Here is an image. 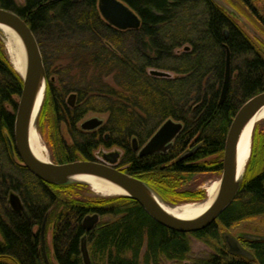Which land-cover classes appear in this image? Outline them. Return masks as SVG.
<instances>
[{
    "label": "trees",
    "instance_id": "obj_1",
    "mask_svg": "<svg viewBox=\"0 0 264 264\" xmlns=\"http://www.w3.org/2000/svg\"><path fill=\"white\" fill-rule=\"evenodd\" d=\"M123 1L139 15L138 27L123 30L108 23L98 0H0V6L28 23L41 49L48 80L43 105L50 99L72 140L52 146L57 162L95 159L99 146H117L123 149L118 166L167 201L200 199L203 190L180 187L197 173L222 168L233 118L248 99L264 91V52L234 13L215 0ZM239 1L264 28V7L254 0ZM228 49L232 75L220 102ZM56 59L65 62L57 70L61 86L51 78ZM152 69L174 75L157 76ZM22 89L23 79L0 37V264H46L41 245L45 217V237L53 230L51 243L46 239L51 264H84V235L92 264H162L165 259L264 264V238L241 237L252 258L229 253L222 238L224 229L247 218L257 217L264 226V160L254 158L256 132L248 174L233 201L211 225L182 232L152 218L130 196L84 195L75 191L83 188L81 182L55 184L32 173L10 139L14 142L16 99ZM68 92L76 95L73 105L65 100ZM88 112L108 117L105 122L98 117L102 122L95 128H84L81 120ZM169 118L183 124L172 145L139 155L134 139L144 145ZM210 156L214 158L206 160ZM12 193L22 201L20 212L10 204ZM95 213L112 218L85 229L84 219ZM192 237L212 245L213 252L191 258Z\"/></svg>",
    "mask_w": 264,
    "mask_h": 264
},
{
    "label": "water",
    "instance_id": "obj_2",
    "mask_svg": "<svg viewBox=\"0 0 264 264\" xmlns=\"http://www.w3.org/2000/svg\"><path fill=\"white\" fill-rule=\"evenodd\" d=\"M215 2L228 12L238 15L235 9L225 0H215ZM98 8L103 18L119 29L136 28L140 25L141 19L139 15L123 0H98ZM0 21L10 24L16 29L23 41L24 50L27 53L28 67L26 74L23 75L17 70L23 79V89L15 114L14 144L22 162L37 177L55 184L69 183L70 180L68 179V175L77 172H89L106 177L118 183L128 191V193L120 195L134 198L152 218L171 229L182 232H195L211 225L216 221L220 213L233 201L240 188L241 182V180L237 181L235 171V149L237 139L245 119L264 104V91L248 99L232 120L224 146L221 188L217 200L199 218L193 220L180 219L168 214L151 198L145 190V185L148 186L146 182L117 167V160L119 157L118 151L106 153L104 154V158L100 160L85 158L61 163L54 161L44 162L33 155L28 144L27 128L33 95L42 72L46 78L43 58L32 29L17 12L0 6ZM225 33L228 34L227 31ZM151 73L163 77L170 76V73L165 70L152 69ZM230 79V53L228 51L220 102H223L227 95ZM75 96V93H71L67 102L73 105ZM101 122V119L94 116L85 120L82 123V127L89 129L95 128L100 125ZM182 127V122L171 118L167 119L159 126L150 139L139 148V155L166 151L171 146L172 141L181 131ZM133 143L136 148L137 143L135 139ZM10 204L15 211L20 212L23 209V204L19 196L15 193L10 195ZM98 221L99 215L95 213L87 216L83 221V225L85 229L90 230ZM45 225L46 217L41 226V245L45 263L51 264L45 249ZM239 236L253 240L264 238V235L249 232L240 233ZM222 237L229 253L248 258L253 257L252 252L245 248L237 236L231 232H222ZM81 251L84 264H92L87 247L86 235H84L81 240Z\"/></svg>",
    "mask_w": 264,
    "mask_h": 264
},
{
    "label": "rangeland",
    "instance_id": "obj_3",
    "mask_svg": "<svg viewBox=\"0 0 264 264\" xmlns=\"http://www.w3.org/2000/svg\"><path fill=\"white\" fill-rule=\"evenodd\" d=\"M18 1H22V0H18ZM225 1L227 3H229L235 9V11L238 14V15H235V14L232 15L234 17V19L242 26V28L245 29V31L254 40L256 45L264 52V28H263L262 24L251 13L249 8L244 6L239 0H225ZM254 1H257V3L261 7H264V1L263 0H254ZM4 45H5V43H4ZM5 51H6V47H5ZM40 51H41V49H40ZM43 63H44V61H43ZM64 64H65L64 61H60V60L56 59L55 64L51 66V71H52V74H51L52 77L51 78L56 82V84L58 86H61L62 84L59 80L60 79L59 74H58L59 71H57V70L60 68L61 65H64ZM44 67H45V65H44ZM169 73H170V75H174V73H172V72H169ZM106 80L111 84L115 83L112 76H108L106 78ZM47 83H48V80L46 77L45 93L47 92ZM71 93H74V92H68L67 94H65V100L68 99V97L70 96ZM44 98H45V96H44ZM16 100H17V102H19L20 96H18ZM43 101H44V99H43ZM49 102H50V99H48V101L46 102L45 105H43L44 102H42L43 107L41 106L40 112H39L38 117H37V123L36 124H37V129H38V132L40 134L42 143L44 144V146L46 147V149L50 155V161L57 162L56 159L54 158V155L52 152V151H56V149L52 150V146H55V143H59L60 140H63L66 143H70L72 140H71V134L69 132L67 124L65 123V121L58 119L59 114L55 113L53 111ZM74 102H75V100H74ZM68 105H71V104L68 103ZM16 111H17V108L15 110V113H16ZM94 116H97V117L103 119V121L105 122L107 117H108V114L107 113L88 112L82 118L81 122L86 120V119H89L91 117H94ZM81 122H79V124H78L79 126H80ZM254 132H256L255 133L256 137H255V141H254V144H255L254 158H257L262 162L264 160V120L256 123V125L254 126L253 135H254ZM106 137H108V136H106ZM10 139H11V145L13 147V143H14L13 138H10ZM191 143L193 145L196 144L194 139L191 141ZM253 146L254 145H253V136H252L251 154H252ZM187 148H189V146ZM115 151L119 152V157L117 160V167L120 168L118 166V164L120 163L121 156L123 155V149H121L120 147L112 146V147L107 148V147L101 145V146H99V148H97L94 151V156H95V159L100 160V159L104 158V154L115 152ZM251 154H250V157H251ZM56 155H57V153H56ZM212 158H214V156L213 157L210 156L206 160H211ZM257 159H256V161H257ZM78 160H80V159H78ZM73 161H75V160H73ZM249 161H250V158H249L247 164H249ZM57 163H61V162H57ZM256 164L258 166V163H256ZM246 169L247 168H245V171L243 173L240 185L242 183L245 172L248 174ZM248 171L250 172L251 170L249 169ZM221 175H222V168L220 170H217V171L209 170V171H205L202 173H197V174L193 175L191 178H187L185 180V184L180 187V190L181 191H191V192L203 190L204 195L200 199L179 200L177 202H170V201H167L166 199H164L160 194H158L155 190H153L149 185L148 186L164 202L169 203V204H173V205L174 204L177 205V204H181V203H188V202H195V201L203 200L206 197V185L210 181L218 179L219 177H221ZM69 183H79V182L70 181ZM75 191H78L84 195H91L92 194V195L100 196V195L95 194L92 191V189L90 188V186H88L85 183H83V188H81L80 190H75ZM177 199H179V198H177ZM185 199H187V198H185ZM111 218H112V216L105 215V216L99 217V220L104 221V220H109ZM262 224L263 223H261V220L258 219L257 217L256 218H247V219H244L243 221H241L239 224H236V226H234L233 228L224 229L222 232L229 231L232 234H234L235 236L240 235V233H243V232H249V233H256V234L264 235V226ZM52 233H53V230H52V228H50L47 232V238L45 237V240L47 239V243H51ZM45 249H46V243H45ZM143 250H145V247L143 248ZM213 250H214V248L212 247V245L204 242L201 239H198L196 237H192L191 253H190L191 258L207 257L210 255V253L213 252ZM42 255H43V252H42ZM162 264H179V263L175 262L173 260H166L165 259L162 261Z\"/></svg>",
    "mask_w": 264,
    "mask_h": 264
},
{
    "label": "bare ground",
    "instance_id": "obj_4",
    "mask_svg": "<svg viewBox=\"0 0 264 264\" xmlns=\"http://www.w3.org/2000/svg\"><path fill=\"white\" fill-rule=\"evenodd\" d=\"M0 37L5 43L7 57L14 69L25 75L28 67V59L19 33L10 24L0 21ZM45 89L46 78L42 72L33 95V101L29 113L27 138L29 148L33 155L41 161L49 162L50 155L42 143L36 124L45 96ZM262 120H264V104L249 115L242 124L235 149V171L237 181L241 180L250 158L254 126L257 122ZM68 179L70 181L87 184L95 194L100 196H119L120 194L128 193L124 187L113 180L94 173L77 172L68 175ZM220 188L221 177L210 181L206 185V197L203 200L173 205L164 202L151 188L145 185V190L151 198L168 214L180 219L192 220L202 216L215 203Z\"/></svg>",
    "mask_w": 264,
    "mask_h": 264
},
{
    "label": "flooded vegetation",
    "instance_id": "obj_5",
    "mask_svg": "<svg viewBox=\"0 0 264 264\" xmlns=\"http://www.w3.org/2000/svg\"><path fill=\"white\" fill-rule=\"evenodd\" d=\"M175 139V138H174ZM137 143V142H136ZM172 143H173V141H172ZM172 145V144H171ZM143 146V145H142ZM142 146H139L138 144H137V147H136V150L138 151V154H139V148L140 147H142ZM21 200V199H20ZM22 202V201H21ZM237 238L239 239V241L241 242V244L245 247V248H247L249 251H251L252 252V250L250 249V248H248L247 246H245L244 244H243V241H242V239H241V237L239 236V235H237ZM226 249H227V246H226ZM245 257V256H244Z\"/></svg>",
    "mask_w": 264,
    "mask_h": 264
}]
</instances>
